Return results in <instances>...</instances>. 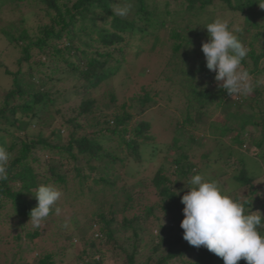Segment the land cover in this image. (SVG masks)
<instances>
[{
	"label": "trees",
	"instance_id": "obj_1",
	"mask_svg": "<svg viewBox=\"0 0 264 264\" xmlns=\"http://www.w3.org/2000/svg\"><path fill=\"white\" fill-rule=\"evenodd\" d=\"M259 2L0 0V10L8 7L14 14L24 8L37 18L33 27L22 26L24 18L1 25L0 18V34L18 54L14 71L3 66L10 85L0 98V146L10 153L8 179L0 182V264H60L63 252L51 246L62 241L73 248L76 240L82 246L77 264H104L105 248L123 264H224L205 247L183 239L181 198L197 172L189 153L203 145L190 130L219 114L221 120L208 124L219 138L232 134V143L239 147L250 142L249 164L240 158L232 189L223 190L246 213L264 214V184L255 182L264 178V86H257L264 75V10ZM116 6L127 7V13L118 15ZM212 7L216 9L211 13ZM218 11L241 20L235 34L249 49L242 64L254 83L247 97H229L206 68L204 27ZM156 48L167 52L161 71L151 84L138 88L140 93H129L121 101L108 86L105 93H95L120 73L129 50L136 59ZM164 87L177 88L174 96L184 109L175 107L179 116L173 131L187 136L182 148L177 144L184 140L172 135L167 147L155 153L151 124L133 121L155 105ZM172 98L168 95L167 102ZM153 159L162 161L148 179L149 190L140 183L133 191L116 187L117 180L142 176L145 163ZM117 167L123 170L121 176ZM42 184L54 185L63 195L40 226L29 230L30 211L37 206L35 191ZM145 193L154 201L141 206ZM68 205L75 214L69 221L52 220L55 208L61 211ZM137 209L138 214L128 215ZM77 215L85 216L83 223ZM260 231L264 234V228Z\"/></svg>",
	"mask_w": 264,
	"mask_h": 264
},
{
	"label": "clouds",
	"instance_id": "obj_2",
	"mask_svg": "<svg viewBox=\"0 0 264 264\" xmlns=\"http://www.w3.org/2000/svg\"><path fill=\"white\" fill-rule=\"evenodd\" d=\"M258 7L264 10V0ZM118 15H125L127 7L116 6ZM208 40L201 50L206 68L215 73L218 86L229 97H247L254 91L252 75L243 67L249 49L235 34L238 27L229 28L226 20L215 19L208 23ZM10 153L0 146V182L8 179ZM188 191L181 198L184 219L180 227L183 239L194 247H205L210 253L222 258L224 264H264V214L260 211L246 213L244 205L227 194L215 180L201 174L190 180ZM63 193L52 184L40 185L35 191L37 206L30 211V221L39 227L53 210ZM179 195V192H176ZM56 214L60 213L55 208Z\"/></svg>",
	"mask_w": 264,
	"mask_h": 264
},
{
	"label": "rangeland",
	"instance_id": "obj_3",
	"mask_svg": "<svg viewBox=\"0 0 264 264\" xmlns=\"http://www.w3.org/2000/svg\"><path fill=\"white\" fill-rule=\"evenodd\" d=\"M22 5L27 4L26 2H22ZM23 9V12L18 11L16 9L15 13L13 14L9 11L8 7L2 8L0 10L1 25L3 24V22L10 21L19 23V21L23 20L24 18L25 23H23L22 26L33 27L37 21V18L34 17V13L32 10L30 12H25ZM174 9V7L170 8V10ZM215 9V7H212L208 11L212 13L213 11L215 12ZM214 15L215 18L214 16H212L214 20L217 18L226 20L228 24L231 22L234 23L233 26L235 27H237L241 23V20L238 19L237 16L232 18L231 15L220 13L219 11L216 12ZM5 38L6 37L4 34H0V63L2 64V66H0V98L4 95V92L6 91V89L9 88L10 85V78L4 75V67L14 71L16 69L15 60L18 56L17 52L8 44V37L7 39ZM135 41L137 40L134 39L133 42ZM150 41L151 39L149 40L148 38L147 42L150 43ZM145 45V49L150 48L147 43H145ZM159 46H163V44L157 45V47ZM131 48H134L132 44ZM166 53L167 52L164 50V48H156L152 49L151 52H149V50H146L144 54L135 59L134 50H129V53H127V62H125V65L121 69L120 73H117L114 77H112V79L105 82L100 88H98L95 93H97V95L101 94V92L105 93L108 86L109 90L114 88L118 92L119 101H121L122 98L130 97L129 93H140V90L138 91V88L140 86H147L151 84V82L155 80L157 75L160 73ZM258 79L259 80L257 86L262 88L264 86V75L259 76ZM62 86L58 85V87ZM161 88L162 86H160L158 90H161ZM174 94H177V88L175 90H171V88L167 87L166 89L164 87V92L161 93V97H158L156 99L155 105L151 109L147 110L144 115L138 116L136 121L135 119L133 121L137 123L138 119H140L147 121L151 124L149 134L151 133L152 137L154 138L153 151H155V153L157 151L161 152L167 147V145L171 142L170 140L172 139V135H176L184 140L181 143L177 144L178 148H182V144H184L186 141L185 136L187 135L183 133L174 134L173 131L174 125H176L177 122V117L179 116V112H177V109H175V107L178 108V111L184 109V105L180 104L179 101L177 103V98H175ZM168 95H170V97H172L173 95L172 101L170 100L167 102L166 98L168 97ZM235 97L237 98V96ZM217 119L221 120V115L217 114L209 118L206 124H194L192 130L190 131L193 132L196 136H198L199 141L197 144L202 141L203 145L193 146L190 150L189 156L192 158L193 162L196 165V174L203 175L205 179L217 181L222 187V189H226L227 191L232 189V187L230 186L232 185V175H234L236 169L238 170L240 168L238 160L240 158H243L249 164L247 158L251 156L252 152L247 150L246 148L250 142H248L244 147H239V145L232 143L230 138L232 137V134L227 135L222 139L219 138L217 134H215L214 131L210 129V127H208V124L217 122ZM186 146H189V142L186 143ZM148 151L149 150L145 151L146 155L147 153H149ZM161 161L162 160L160 159H153V162H144L146 170L142 176H138L128 180H126V178L122 180H117L116 187L124 185L126 188L133 191L135 189L134 186L140 183L139 185H143V189L149 190L148 179L152 177L153 173L155 172ZM117 172L120 176L123 174V170H119L118 167ZM255 182L258 183V185L264 184V178H258ZM88 185L91 186V183H88ZM140 201L141 206H147L153 203L154 198L153 196L147 195L145 193L140 197ZM103 202L108 203V201L105 200ZM59 203L60 199L56 202L54 207H57ZM67 207L69 208V205ZM67 207L63 208L59 214L53 215L52 220H56L57 223L64 224L69 221L71 217H73L75 214L72 212L71 208L68 209ZM116 207L120 208L121 203L119 205H116ZM134 213L138 214V209L128 215L131 216ZM143 217L144 216L142 215V228L147 234V221H145ZM77 218L81 221V223H83L84 219H86L85 216L82 215H77ZM163 220L166 221V219ZM150 222H152L151 218L149 219V223ZM27 228L29 230H33L34 226L32 227V225L29 224ZM154 231H156V228L153 229V232ZM26 240L22 244V248H24ZM73 243V248L68 246V243H64L62 241L55 243V245L51 246L52 251L63 252V255L59 254V256H62L63 260L60 264H77V262H79L77 260V257L82 246L79 240L73 241ZM30 245L32 246V244ZM104 252L106 253L104 258V264H123L122 258L116 257L113 252L108 251L106 248Z\"/></svg>",
	"mask_w": 264,
	"mask_h": 264
}]
</instances>
